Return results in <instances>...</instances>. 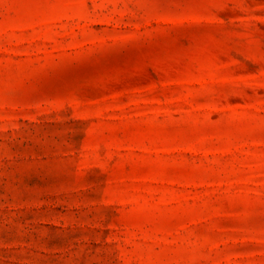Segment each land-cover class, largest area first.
I'll return each instance as SVG.
<instances>
[{"label":"rangeland","instance_id":"374dc122","mask_svg":"<svg viewBox=\"0 0 264 264\" xmlns=\"http://www.w3.org/2000/svg\"><path fill=\"white\" fill-rule=\"evenodd\" d=\"M0 264H264V0H0Z\"/></svg>","mask_w":264,"mask_h":264}]
</instances>
